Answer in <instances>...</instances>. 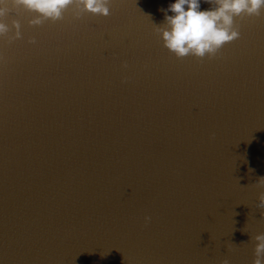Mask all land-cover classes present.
<instances>
[{
	"label": "water",
	"instance_id": "water-1",
	"mask_svg": "<svg viewBox=\"0 0 264 264\" xmlns=\"http://www.w3.org/2000/svg\"><path fill=\"white\" fill-rule=\"evenodd\" d=\"M5 2L0 264H254L264 10L201 59L163 46L174 0H111L107 17L72 5L55 22Z\"/></svg>",
	"mask_w": 264,
	"mask_h": 264
},
{
	"label": "clouds",
	"instance_id": "clouds-1",
	"mask_svg": "<svg viewBox=\"0 0 264 264\" xmlns=\"http://www.w3.org/2000/svg\"><path fill=\"white\" fill-rule=\"evenodd\" d=\"M110 2L111 0H16L17 6L39 12L54 22L62 20L64 12L72 5L81 8L83 12L107 17L110 15ZM202 3L211 7L202 9ZM262 10L264 0H174L163 9L166 26L158 31L163 46L177 58H213L226 44L239 39L240 31L235 23L237 17H259ZM6 12L7 3L0 0V17ZM31 23L41 24L42 21L37 19ZM15 27L17 32L14 38L19 39L21 33L18 22ZM7 32L8 26L0 22V37ZM149 219L145 217L146 221ZM256 239L259 243L254 264H264L260 258L264 255V236H257ZM224 264H228V261H224Z\"/></svg>",
	"mask_w": 264,
	"mask_h": 264
}]
</instances>
